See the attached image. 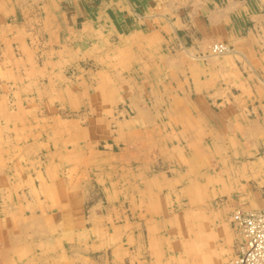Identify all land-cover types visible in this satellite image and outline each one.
<instances>
[{
	"label": "rangeland",
	"instance_id": "rangeland-1",
	"mask_svg": "<svg viewBox=\"0 0 264 264\" xmlns=\"http://www.w3.org/2000/svg\"><path fill=\"white\" fill-rule=\"evenodd\" d=\"M175 38L171 50L182 46ZM214 45L224 49L214 51ZM230 49L225 42L208 45L213 56ZM93 63L83 59L68 64L59 81L49 73L33 84L0 76V264H119L108 258L115 238L99 241L85 234L81 244L76 217L64 223L60 219V199L68 202L74 177L87 200L73 209L86 218L87 228L94 224L87 218L97 213L111 237L114 233L121 239L122 233H116L121 224L133 236L135 223L146 214L135 203L156 183L157 194L166 200V216L191 210L190 227L169 232L175 239V261L187 239L183 264H228L239 236L231 215L252 203L247 192L264 187L261 180L248 177L247 154L240 152L248 136L253 141L262 133L240 130L245 115L216 114L220 107L225 112L245 100L231 99V94L217 102L198 99L193 80L172 85L179 94L191 86L188 99H165L166 86L160 80L144 83L146 68L131 69L133 75L122 69L120 80L111 74L119 68ZM233 85L242 95L244 89ZM151 90L157 98L148 96ZM184 109L203 114L183 115ZM54 174L63 178L62 190L46 183L53 182ZM163 179L173 181L174 187L164 186ZM187 184L189 204L186 196L174 195ZM34 209L38 214L47 211L54 227L34 219ZM73 243L87 250L103 248L82 253L72 250Z\"/></svg>",
	"mask_w": 264,
	"mask_h": 264
},
{
	"label": "crops",
	"instance_id": "crops-1",
	"mask_svg": "<svg viewBox=\"0 0 264 264\" xmlns=\"http://www.w3.org/2000/svg\"><path fill=\"white\" fill-rule=\"evenodd\" d=\"M175 36L182 46L171 50ZM215 42H225L230 52L211 55L208 45ZM0 44V76L13 82L38 83L47 73L59 81L63 78L62 68L88 59L97 66L119 68L111 74L120 80L122 69L133 75L131 69L146 68L144 83L160 80L166 86L162 96L165 99H188L191 86L179 94L172 85L193 80L198 99L217 102L225 97L229 99L231 94V99L245 100L241 101L243 104L226 108L225 112L220 107L216 114L245 115L246 123L240 130L262 133L253 141L248 136L242 146L245 149L240 152L247 154L248 177L261 180L264 185V0H0ZM191 57L199 59L191 60ZM233 84L244 89L242 95ZM68 91L78 95L70 87ZM149 93L150 97H158L152 90ZM186 111L189 116L192 114L184 109L183 115H187ZM52 176H55L53 182L46 183L62 190L63 178ZM77 179L74 177V182H70L73 187L66 194L68 202L60 199L58 213L63 223L76 217L75 225H80L77 242H84L87 236L99 241L107 237L108 242L115 238L116 247L108 258L119 264H183L188 259L185 255L188 240L184 239L178 262L175 261V239L169 232L177 227L184 230L190 227L191 210L166 216V200L157 194L156 183H151V193L144 194L140 204L135 203L146 211L140 215L145 220L135 223L133 236L127 224L119 225L116 233L122 235L119 233L118 240L114 233L111 237L110 231L101 227L102 216L97 213L87 218L94 224L89 228L84 226L86 218L78 216L79 210L73 209L76 203L87 200L86 192L79 191ZM163 182L164 186L174 187L173 181L163 179ZM188 186L174 191L176 197L186 196L187 204L191 203ZM45 189L52 191L49 187ZM258 189L247 192L252 203L243 206L245 211L264 206V187L260 192ZM37 212L33 210L34 219L42 226L54 227L47 211ZM239 240L240 235L234 245ZM133 244L134 248H130ZM75 245L72 250L82 253L103 248L96 245L87 250L86 246Z\"/></svg>",
	"mask_w": 264,
	"mask_h": 264
},
{
	"label": "built area",
	"instance_id": "built-area-1",
	"mask_svg": "<svg viewBox=\"0 0 264 264\" xmlns=\"http://www.w3.org/2000/svg\"><path fill=\"white\" fill-rule=\"evenodd\" d=\"M222 46L213 50L221 52ZM231 222L240 235V240L228 264H264V208L244 211L235 209Z\"/></svg>",
	"mask_w": 264,
	"mask_h": 264
},
{
	"label": "bare ground",
	"instance_id": "bare-ground-1",
	"mask_svg": "<svg viewBox=\"0 0 264 264\" xmlns=\"http://www.w3.org/2000/svg\"><path fill=\"white\" fill-rule=\"evenodd\" d=\"M262 209V208H261ZM257 210H259V209H257ZM245 211V210H244ZM252 211V210H251ZM52 263V262H51Z\"/></svg>",
	"mask_w": 264,
	"mask_h": 264
}]
</instances>
